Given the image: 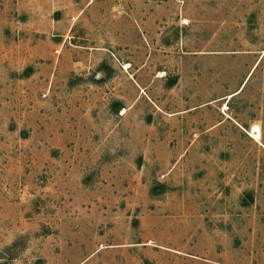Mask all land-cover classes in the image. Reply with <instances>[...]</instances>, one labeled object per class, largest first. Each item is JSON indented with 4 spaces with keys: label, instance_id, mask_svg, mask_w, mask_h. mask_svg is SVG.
I'll use <instances>...</instances> for the list:
<instances>
[{
    "label": "rangeland",
    "instance_id": "374dc122",
    "mask_svg": "<svg viewBox=\"0 0 264 264\" xmlns=\"http://www.w3.org/2000/svg\"><path fill=\"white\" fill-rule=\"evenodd\" d=\"M0 264H264V0H0Z\"/></svg>",
    "mask_w": 264,
    "mask_h": 264
},
{
    "label": "bare ground",
    "instance_id": "6f19581e",
    "mask_svg": "<svg viewBox=\"0 0 264 264\" xmlns=\"http://www.w3.org/2000/svg\"><path fill=\"white\" fill-rule=\"evenodd\" d=\"M255 131H256V132H260V129H259V128H256ZM258 136H259V135H258Z\"/></svg>",
    "mask_w": 264,
    "mask_h": 264
}]
</instances>
